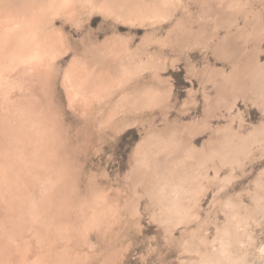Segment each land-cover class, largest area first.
<instances>
[{
  "label": "rangeland",
  "instance_id": "rangeland-1",
  "mask_svg": "<svg viewBox=\"0 0 264 264\" xmlns=\"http://www.w3.org/2000/svg\"><path fill=\"white\" fill-rule=\"evenodd\" d=\"M0 264H264V0H0Z\"/></svg>",
  "mask_w": 264,
  "mask_h": 264
}]
</instances>
